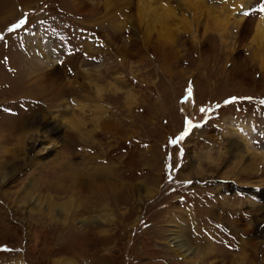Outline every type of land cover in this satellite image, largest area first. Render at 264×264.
Listing matches in <instances>:
<instances>
[{"label": "rangeland", "instance_id": "obj_1", "mask_svg": "<svg viewBox=\"0 0 264 264\" xmlns=\"http://www.w3.org/2000/svg\"><path fill=\"white\" fill-rule=\"evenodd\" d=\"M56 261L264 264V0H0V264Z\"/></svg>", "mask_w": 264, "mask_h": 264}, {"label": "bare ground", "instance_id": "obj_2", "mask_svg": "<svg viewBox=\"0 0 264 264\" xmlns=\"http://www.w3.org/2000/svg\"><path fill=\"white\" fill-rule=\"evenodd\" d=\"M168 33H169V32H168ZM166 35H167V34H166ZM51 207H52V206H51ZM56 262H57V264H60V262H59V261H56ZM66 262H67V261H66ZM66 262H65V264H66ZM69 262H70V261H69ZM69 262H68V263H69ZM69 264H70V263H69Z\"/></svg>", "mask_w": 264, "mask_h": 264}, {"label": "snow or ice", "instance_id": "obj_3", "mask_svg": "<svg viewBox=\"0 0 264 264\" xmlns=\"http://www.w3.org/2000/svg\"><path fill=\"white\" fill-rule=\"evenodd\" d=\"M183 137H181V139H182Z\"/></svg>", "mask_w": 264, "mask_h": 264}]
</instances>
